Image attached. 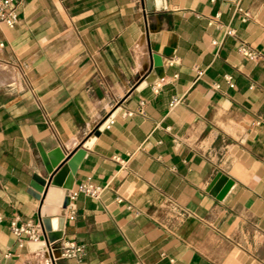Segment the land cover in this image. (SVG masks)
<instances>
[{"label":"crops","instance_id":"0c3cea01","mask_svg":"<svg viewBox=\"0 0 264 264\" xmlns=\"http://www.w3.org/2000/svg\"><path fill=\"white\" fill-rule=\"evenodd\" d=\"M154 1L19 0L0 23V264H45L9 227L40 224L39 148L62 160L111 114L71 189L102 191L77 193L51 245L74 240L82 256L53 264H264V0ZM152 54L163 75L147 82Z\"/></svg>","mask_w":264,"mask_h":264},{"label":"water","instance_id":"95a60500","mask_svg":"<svg viewBox=\"0 0 264 264\" xmlns=\"http://www.w3.org/2000/svg\"><path fill=\"white\" fill-rule=\"evenodd\" d=\"M148 11L161 10L163 5L155 3L154 0H145ZM137 61L140 64V72L145 70L147 64V52L143 38L140 39L135 48ZM153 71L146 77L147 82H155L162 75L161 60L159 56L152 54ZM113 114L109 115L83 142L67 157L56 156L53 160L49 155L39 148V155L43 165L40 174L34 173L28 185V192L35 199L39 200L38 217L40 225L44 231V240L27 244L29 251H44L46 243H54L63 236V217L66 215V207L70 203L69 192L73 187L76 169L85 153V150L93 142L99 132L109 123ZM82 139L81 134H77L67 145L68 149ZM61 160V161H60ZM230 181L226 176L218 173L210 184L208 191L220 198L228 188Z\"/></svg>","mask_w":264,"mask_h":264},{"label":"built area","instance_id":"2783aa9c","mask_svg":"<svg viewBox=\"0 0 264 264\" xmlns=\"http://www.w3.org/2000/svg\"><path fill=\"white\" fill-rule=\"evenodd\" d=\"M19 0H0V23L5 24L6 26L12 27L17 21V14L15 11V6ZM238 51L249 58H254L256 56L255 52L245 45H239ZM201 73L200 71L198 72ZM225 80L228 81L229 86H233L230 75L224 76ZM152 91L156 92L158 90V85L156 83L151 86ZM143 105V101L140 102V106ZM102 191V187L94 185L88 180L80 183L76 190L70 191L68 196L70 201L74 199L77 193H83L92 198H98ZM72 217V216H70ZM9 227L11 232L19 240L27 241H41L44 240L43 229L40 224L33 223L31 221L21 222L17 217H13L9 221ZM53 243H46V253L47 257L45 258V264H53L54 260L57 258H80L83 253V245L77 243L74 240L66 239L61 240L59 250L55 253L51 251V245Z\"/></svg>","mask_w":264,"mask_h":264},{"label":"bare ground","instance_id":"6f19581e","mask_svg":"<svg viewBox=\"0 0 264 264\" xmlns=\"http://www.w3.org/2000/svg\"><path fill=\"white\" fill-rule=\"evenodd\" d=\"M8 70H9V69H7V68H5V67H0V79H2L3 76L6 75V73H7ZM2 81H3V80H2Z\"/></svg>","mask_w":264,"mask_h":264}]
</instances>
